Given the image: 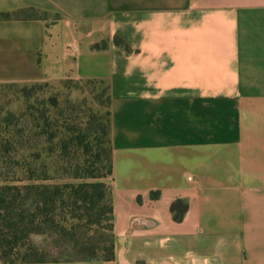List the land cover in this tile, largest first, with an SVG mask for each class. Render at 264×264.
I'll list each match as a JSON object with an SVG mask.
<instances>
[{
	"label": "crops",
	"instance_id": "1",
	"mask_svg": "<svg viewBox=\"0 0 264 264\" xmlns=\"http://www.w3.org/2000/svg\"><path fill=\"white\" fill-rule=\"evenodd\" d=\"M20 11L0 85L110 86L114 264H264V0H0Z\"/></svg>",
	"mask_w": 264,
	"mask_h": 264
},
{
	"label": "rangeland",
	"instance_id": "2",
	"mask_svg": "<svg viewBox=\"0 0 264 264\" xmlns=\"http://www.w3.org/2000/svg\"><path fill=\"white\" fill-rule=\"evenodd\" d=\"M111 108L106 82L62 80L0 87V186L76 185L86 181L74 175L82 168L104 174L111 167L113 174ZM61 141L67 147L63 153L55 147ZM112 174L103 179L109 188ZM90 232L85 239L96 248L99 229ZM33 242L50 253L57 246L44 237H33ZM95 253L103 255L99 248Z\"/></svg>",
	"mask_w": 264,
	"mask_h": 264
},
{
	"label": "trees",
	"instance_id": "3",
	"mask_svg": "<svg viewBox=\"0 0 264 264\" xmlns=\"http://www.w3.org/2000/svg\"><path fill=\"white\" fill-rule=\"evenodd\" d=\"M27 15V11H20L0 14V18ZM55 147H59L61 153L67 149L65 141ZM79 170L74 175L86 181L76 185L0 186L1 264H85V260L114 263L111 193L103 182L111 176L112 169L109 167L104 174L89 168ZM91 228L99 229L96 248L102 252L101 256L96 255V248L90 247L91 239H85L92 233ZM33 237L54 240L57 243L55 251L50 253L46 248L41 249L35 245Z\"/></svg>",
	"mask_w": 264,
	"mask_h": 264
}]
</instances>
